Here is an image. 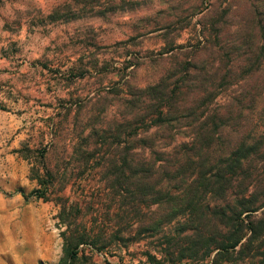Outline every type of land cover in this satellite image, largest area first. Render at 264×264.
<instances>
[{"label":"rangeland","instance_id":"obj_1","mask_svg":"<svg viewBox=\"0 0 264 264\" xmlns=\"http://www.w3.org/2000/svg\"><path fill=\"white\" fill-rule=\"evenodd\" d=\"M246 1L0 0V264H150L160 232H137L133 167L154 190L176 186L165 151L190 139L184 118L159 126L148 105L170 90L189 105L208 61L230 73L206 81L208 106L248 91L229 128L264 131V32H237ZM63 211L87 235L71 262Z\"/></svg>","mask_w":264,"mask_h":264},{"label":"trees","instance_id":"obj_2","mask_svg":"<svg viewBox=\"0 0 264 264\" xmlns=\"http://www.w3.org/2000/svg\"><path fill=\"white\" fill-rule=\"evenodd\" d=\"M245 4L248 20L237 32L254 40L257 33L264 32V0H247ZM227 12H217L218 19ZM218 19L212 27L216 38L224 29L218 26ZM203 29L211 28L204 24ZM209 36L207 43L211 44L212 35ZM213 55L216 59L212 51L209 58ZM256 58L262 65L263 55ZM206 63L203 75L194 76L200 88L189 105L177 109L180 95L176 90L162 91L157 103L148 105L147 111L157 114L153 123L159 126L184 118L189 127L184 134L190 140L165 151L172 168L171 175L167 173L168 182L175 181L176 186L154 190L155 184L147 182L146 175H140V168L133 167V175H139L133 180L137 232H160L155 252L145 251L150 264H264V131L252 135L248 126L235 131L229 128V121L241 118L256 96L252 94L247 100L251 93L242 90L235 102L224 103L223 111L209 107L208 100L215 93L206 81L213 85L214 79L227 80L230 73L222 71L226 70L224 67ZM175 139L176 133H171L167 144ZM19 191L25 199L44 194L39 190L30 195L21 188ZM153 204H157L155 210L144 211L145 206ZM63 215L64 211L61 218L67 225L62 231L63 252L71 262L76 258L78 245L87 240L86 229L72 224L71 212ZM164 226L169 229L164 230Z\"/></svg>","mask_w":264,"mask_h":264}]
</instances>
